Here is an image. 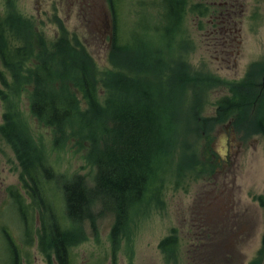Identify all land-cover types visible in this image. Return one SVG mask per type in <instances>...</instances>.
I'll use <instances>...</instances> for the list:
<instances>
[{
    "label": "rangeland",
    "instance_id": "374dc122",
    "mask_svg": "<svg viewBox=\"0 0 264 264\" xmlns=\"http://www.w3.org/2000/svg\"><path fill=\"white\" fill-rule=\"evenodd\" d=\"M188 1L225 13L215 21L208 14L187 13L167 41L141 30L160 19L157 0H114L115 7L110 0H0V13L28 18L47 48L63 37L90 57L100 102L112 75L137 78L158 92L171 117L165 127L175 130L174 150L156 162L143 201L132 207L115 243L113 204L93 192V220L74 224L84 235L73 237L72 264H264V134L254 123L264 103V0ZM113 33L122 38L119 43L159 48L158 60L142 70L111 59ZM0 72L10 75L1 62ZM239 86L250 98L249 112L242 119H223L219 100L232 97ZM74 91L84 114L83 93ZM9 111H19L41 159L55 172L53 180L43 179L47 207L41 212L48 221L51 210L74 227L65 219L61 186L80 175L93 190L97 167L89 142L70 129L61 133L39 122L31 115L27 92L13 95L0 82V128ZM15 150L0 130V264H13L14 256L19 264H57L51 250L47 254L38 247L40 214L21 182L23 165ZM174 234L179 248L169 255L159 242Z\"/></svg>",
    "mask_w": 264,
    "mask_h": 264
},
{
    "label": "trees",
    "instance_id": "16d2710c",
    "mask_svg": "<svg viewBox=\"0 0 264 264\" xmlns=\"http://www.w3.org/2000/svg\"><path fill=\"white\" fill-rule=\"evenodd\" d=\"M110 4L115 7L114 0H110ZM155 4L160 19L157 23H146L141 30L147 35L156 33L167 41L181 29L187 13L195 16L208 14L212 21L225 13H218L208 3H189L188 0H157ZM29 22L19 13H0V62L10 73L7 77L0 72V82L13 95L27 92L31 115L39 122L61 133L70 129L72 136L89 142L90 158L97 167L93 190L87 189L80 175L66 179L61 186L65 219L74 227H67L65 220L59 221L51 210H48V221L44 211L41 212L47 207L41 188L43 179L53 180L55 172L41 159V153L28 136L27 126L23 124L19 111L14 114L12 111L6 112L0 130L17 151L23 165L21 182L26 194L38 207L41 224L37 232L39 249L47 254V250H51L57 264H72L73 237L75 233L84 235L74 224L86 219L93 220V192L106 197L113 204L115 219L111 237L115 243L127 228L132 207L143 199L156 162L160 161L162 155L167 157L171 154L169 151L174 150L175 130L172 126L170 129L167 125L165 127L171 117H166L163 108L166 105L160 104L161 100L155 96L158 92L137 78L132 79L122 73L112 75L108 84L105 83L109 88L107 96L100 102L90 57L63 37L47 48L44 40L38 34L34 35V28ZM134 31L137 32V29ZM131 35L137 37L134 32ZM111 39L114 43L111 51L113 60L117 58L125 65L142 70L151 68L153 62L158 60L159 48L152 50L149 43L134 47L119 43L122 38L117 33H113ZM76 88L86 100L84 114L78 107ZM231 92L232 97L226 95L219 100L218 112L223 119L228 115L242 119L241 115L249 112L246 105L250 98L240 86ZM241 106L243 111L239 110ZM254 123L264 134V103L260 104ZM57 179L61 180L56 176ZM159 248L166 254H176L178 238L175 234L165 237L159 242ZM257 263L258 260L252 262Z\"/></svg>",
    "mask_w": 264,
    "mask_h": 264
},
{
    "label": "flooded vegetation",
    "instance_id": "af4514ba",
    "mask_svg": "<svg viewBox=\"0 0 264 264\" xmlns=\"http://www.w3.org/2000/svg\"><path fill=\"white\" fill-rule=\"evenodd\" d=\"M12 196L14 197V199L17 201L18 198V193H15L12 191ZM16 255V254H15ZM13 264H19L18 261L16 260L15 256H14V263Z\"/></svg>",
    "mask_w": 264,
    "mask_h": 264
}]
</instances>
